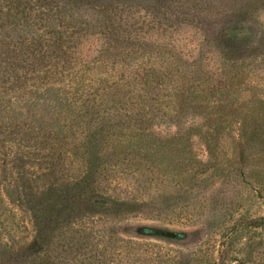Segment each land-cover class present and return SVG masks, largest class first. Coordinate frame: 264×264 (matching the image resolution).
Segmentation results:
<instances>
[{"label":"rangeland","instance_id":"1","mask_svg":"<svg viewBox=\"0 0 264 264\" xmlns=\"http://www.w3.org/2000/svg\"><path fill=\"white\" fill-rule=\"evenodd\" d=\"M0 264H264V0H0Z\"/></svg>","mask_w":264,"mask_h":264}]
</instances>
